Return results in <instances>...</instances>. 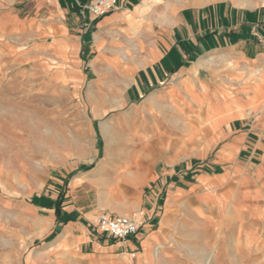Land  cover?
Returning a JSON list of instances; mask_svg holds the SVG:
<instances>
[{
	"label": "crops",
	"instance_id": "0c3cea01",
	"mask_svg": "<svg viewBox=\"0 0 264 264\" xmlns=\"http://www.w3.org/2000/svg\"><path fill=\"white\" fill-rule=\"evenodd\" d=\"M16 1L0 0V6ZM46 1L33 0V7L48 8ZM52 8L47 30L59 35L49 47L60 49L44 62L66 66L73 61L81 76L112 79L109 89L116 85L122 92L117 109L95 102L93 121L104 112L128 108L146 111L149 124L156 111L165 120L168 110L207 111L206 134L194 140L208 144L206 154H211L212 161L198 174L173 167L153 176L147 166V185L153 176L160 181L158 187L153 186L141 205L116 210L132 215L140 224L138 233L125 240H116L95 226L98 211L108 207L105 199L96 209L83 212V207L66 206L64 200L34 198L19 212L28 209L27 214L33 215V208L48 210V222L58 230L47 246L33 253L29 264H179L170 255V241L179 237L176 227L199 221L182 215L189 206V191L196 185L210 189L236 178L235 195L246 199L244 206L249 210L263 212L264 0H118L112 12L98 18L82 12L71 0H53ZM128 88L132 100L145 94L147 101L128 102L123 94ZM169 96H177V103L168 104ZM180 96H186V102ZM151 157L147 151V160ZM73 171L72 192L83 185L78 182L81 175L86 177L81 169ZM162 190H166L165 198L159 196ZM227 192L223 204L237 207L234 195ZM212 201L216 203L215 198ZM260 217L247 216L243 221L255 222L263 230L264 217ZM0 264L19 263L10 262L0 248Z\"/></svg>",
	"mask_w": 264,
	"mask_h": 264
},
{
	"label": "rangeland",
	"instance_id": "374dc122",
	"mask_svg": "<svg viewBox=\"0 0 264 264\" xmlns=\"http://www.w3.org/2000/svg\"><path fill=\"white\" fill-rule=\"evenodd\" d=\"M32 1L0 6V248L10 262L19 264H29L33 253L47 246L58 230L48 222V210L33 208V215L27 214L28 209L19 212L34 198L64 200L66 206L83 207V212L106 200L108 207L95 216L96 226L101 213L133 218L116 210L141 205L153 186L158 187L156 174L173 167L198 174L212 161L211 154H206L208 144L194 140L206 134L207 111L168 110L166 120L156 111L149 124L146 111L128 108L104 112L93 121V104L116 107L122 92L116 85L109 89L112 79L81 76L73 61L66 66L44 62L60 49L49 47L59 35L47 30L53 0L46 1L49 9L39 11ZM128 91L123 93L128 102L141 105L147 101L145 94L132 100ZM180 97L186 102V96ZM176 98L169 96L168 104L177 103ZM147 151L152 154L149 160ZM104 163L102 170L95 169ZM147 166L154 179L148 185ZM77 169L86 177L81 175L84 180L78 182L83 185L72 192L69 185ZM192 182L196 184L195 178ZM234 186H238L236 178L210 189L196 185L189 191V206L182 215L185 220L196 216L199 221L176 227L179 237L170 241L172 260L179 264H264V223L260 230L259 224L243 221L247 216L264 217V209L257 212L245 207L246 199L235 195ZM230 188L231 193L227 192ZM165 192L159 196L165 198ZM225 192L234 195L237 207L223 204Z\"/></svg>",
	"mask_w": 264,
	"mask_h": 264
},
{
	"label": "built area",
	"instance_id": "2783aa9c",
	"mask_svg": "<svg viewBox=\"0 0 264 264\" xmlns=\"http://www.w3.org/2000/svg\"><path fill=\"white\" fill-rule=\"evenodd\" d=\"M73 4L79 7L82 12H89L94 18L104 16L112 12L116 7L118 0H94L90 3H83L81 0H71ZM264 45V37L261 38ZM139 222L128 216H110L101 213L97 218L96 228L100 232L107 233L116 240H125L135 235L139 231ZM134 255V253H132Z\"/></svg>",
	"mask_w": 264,
	"mask_h": 264
},
{
	"label": "bare ground",
	"instance_id": "6f19581e",
	"mask_svg": "<svg viewBox=\"0 0 264 264\" xmlns=\"http://www.w3.org/2000/svg\"><path fill=\"white\" fill-rule=\"evenodd\" d=\"M93 64V63H92ZM94 65H95V63H94ZM125 83H126V81H124ZM127 84V83H126ZM113 103L115 104V101H113ZM116 104H117V101H116ZM115 141V140H114ZM111 146V145H110Z\"/></svg>",
	"mask_w": 264,
	"mask_h": 264
},
{
	"label": "trees",
	"instance_id": "16d2710c",
	"mask_svg": "<svg viewBox=\"0 0 264 264\" xmlns=\"http://www.w3.org/2000/svg\"><path fill=\"white\" fill-rule=\"evenodd\" d=\"M84 169H88V167H85Z\"/></svg>",
	"mask_w": 264,
	"mask_h": 264
}]
</instances>
